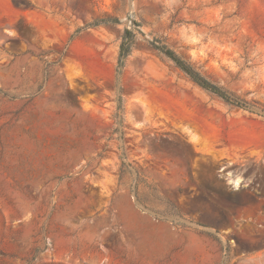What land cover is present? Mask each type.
<instances>
[{"label": "rangeland", "instance_id": "1", "mask_svg": "<svg viewBox=\"0 0 264 264\" xmlns=\"http://www.w3.org/2000/svg\"><path fill=\"white\" fill-rule=\"evenodd\" d=\"M0 264H264V0H0Z\"/></svg>", "mask_w": 264, "mask_h": 264}, {"label": "trees", "instance_id": "2", "mask_svg": "<svg viewBox=\"0 0 264 264\" xmlns=\"http://www.w3.org/2000/svg\"><path fill=\"white\" fill-rule=\"evenodd\" d=\"M162 53L168 57L171 61L174 62L176 67H178L182 72H184L195 84L200 86L201 88L217 95L218 97L222 98L226 102H230L231 99L226 95L225 92H223L218 87L212 85L207 80H205L203 77H201L197 72H195L190 66H188L185 62H183L181 59H179L173 51L162 47L161 48ZM121 52L123 53V44L121 45Z\"/></svg>", "mask_w": 264, "mask_h": 264}]
</instances>
